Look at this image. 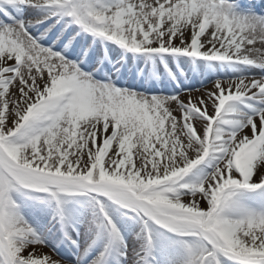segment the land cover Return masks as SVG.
Segmentation results:
<instances>
[{
    "label": "snow or ice",
    "instance_id": "snow-or-ice-1",
    "mask_svg": "<svg viewBox=\"0 0 264 264\" xmlns=\"http://www.w3.org/2000/svg\"><path fill=\"white\" fill-rule=\"evenodd\" d=\"M0 264H264V0H0Z\"/></svg>",
    "mask_w": 264,
    "mask_h": 264
},
{
    "label": "rangeland",
    "instance_id": "rangeland-1",
    "mask_svg": "<svg viewBox=\"0 0 264 264\" xmlns=\"http://www.w3.org/2000/svg\"><path fill=\"white\" fill-rule=\"evenodd\" d=\"M260 2V0H257V3H259Z\"/></svg>",
    "mask_w": 264,
    "mask_h": 264
}]
</instances>
